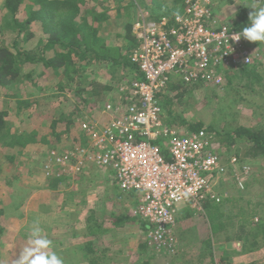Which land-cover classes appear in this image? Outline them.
Instances as JSON below:
<instances>
[{"label": "built area", "instance_id": "built-area-1", "mask_svg": "<svg viewBox=\"0 0 264 264\" xmlns=\"http://www.w3.org/2000/svg\"><path fill=\"white\" fill-rule=\"evenodd\" d=\"M218 2L182 0L181 13L158 21L142 13L132 25L138 45L129 56L140 78L120 87L128 102L105 104L107 122L83 121L84 142L50 149L42 163L51 179L75 177L87 166L111 170L122 192L137 194L132 215L146 225L144 240L167 256L177 252L173 229L179 208L202 212L205 200L223 199L217 189L222 181L229 178L242 191L251 172L235 155H224V161L204 130L181 132L165 125L159 100L172 83L220 88L226 71L262 61L264 49L243 38L232 40L238 30L214 13Z\"/></svg>", "mask_w": 264, "mask_h": 264}, {"label": "trees", "instance_id": "trees-1", "mask_svg": "<svg viewBox=\"0 0 264 264\" xmlns=\"http://www.w3.org/2000/svg\"><path fill=\"white\" fill-rule=\"evenodd\" d=\"M218 6L214 9L216 14ZM124 7L123 0H0V89L4 92V99L13 101L15 106L13 110L7 107L0 110V140L6 135L12 138L10 146L21 149L39 140L48 146H58L61 137L72 130V121L64 120L62 115L54 116L55 110H51L54 114L50 111V115L39 110L50 98H63L68 102L69 94L76 102L71 115L78 111V106L85 110L91 105L96 109L107 103L123 105L128 102V93L119 90V82L129 79L126 81L129 85L132 80L140 78L137 67L129 58L138 45L132 34L134 21L127 19L116 36L117 44L110 45L103 34L112 16L109 13L117 17L123 9L130 7L138 10L137 19L142 13H147L151 20L158 21L162 17L181 13L183 6L182 0H129ZM250 12L248 5L240 9L231 27L239 31L248 23ZM42 80L44 83L41 85ZM224 80L230 87V95L237 98L235 103H249L252 95H259L264 89V77L259 70L251 68L226 71ZM195 88L172 83L159 95L164 124L178 131L183 128L184 132L204 130L215 151L222 153L224 161V155L230 153H223L225 144L227 150L231 146L236 147L234 154L229 155H235L242 163L251 164L250 160L259 159L264 161V128L237 126L223 133L220 125L211 123L204 126L200 121L186 120L179 113L178 107L192 95ZM240 89L245 95L248 94V98L241 94ZM31 108L36 111L33 115L43 119V123L29 130L23 128L19 133H11V118L15 117L20 123L21 111L30 113ZM214 110H218L216 115L223 112L220 108ZM8 160L12 162L13 158L9 157ZM259 176L258 170L256 173L251 171L244 190H236L243 193L252 189ZM65 178H52L53 190ZM224 184L235 188L231 179L227 178L217 189ZM243 197L240 195L239 199ZM224 202L232 201L224 199L217 204L210 200L203 202V216L213 227L212 234L222 229L221 207ZM244 204V208L240 207L231 217L238 222L233 239L240 242L243 252H251L264 246V203L246 199ZM186 217L191 218L192 212ZM254 217H257V222L252 221ZM92 220L95 222L93 225L90 223ZM139 223V228L146 231V225L141 221ZM87 224L85 230L89 236L104 231L101 221L96 224V220L89 217ZM4 230L0 219V236ZM226 239L230 240V237ZM87 262L104 264L105 261L99 257L97 260L87 259Z\"/></svg>", "mask_w": 264, "mask_h": 264}, {"label": "rangeland", "instance_id": "rangeland-1", "mask_svg": "<svg viewBox=\"0 0 264 264\" xmlns=\"http://www.w3.org/2000/svg\"><path fill=\"white\" fill-rule=\"evenodd\" d=\"M128 1L129 0H123V5H125V7ZM252 3L255 2H251L250 0H219L217 4V6L219 5L217 8V15L223 22L231 24L234 21L236 13ZM109 14L112 16L103 34L105 40L112 45L115 43L117 44L116 36L120 33L126 20L135 21L139 12L136 8L133 9L128 7L123 9L121 14L117 17H115L112 12ZM251 44L256 46L260 51L264 49V43ZM259 66V73L264 77V56ZM127 80L122 79L119 85L121 84V87H126ZM124 82H126V84ZM43 83V80L40 81L41 85ZM237 85L240 86V84ZM20 88L22 89V85H20ZM240 92L243 96L245 95L243 89H240ZM230 93V87L228 88L225 82L220 88L197 87L194 89L192 95L181 103L178 107V111L186 120H192L193 122L200 121L204 126H208L211 123L220 125L219 127H221V129L223 128V130H221L223 133L237 126H256L258 128H264V89L259 95H252L249 99V103H235L237 98L234 97L233 94L230 95ZM67 97L69 99L68 102L63 98H50L39 108L44 114L49 115L51 110H55V114L51 111L54 116L57 117L62 115L64 120L72 121V130L61 137V142L58 146L55 144L48 146L43 144L44 140H42L43 143L39 140L38 143L27 145L26 148L21 149L18 146H10L12 138L6 135L5 137L2 136L4 138L0 140V211H2L0 219L3 221L5 227L4 234L0 236V264H12L18 252L24 247L27 233L34 223H38L47 237L53 241V250L62 258L63 264H88L87 259H93L92 257L89 258L87 255H84L83 251L79 248L75 249L73 252L69 249L74 246L78 247V245H80L79 242L84 241L83 239L86 236L87 231L84 229L88 224L87 222L85 223L84 216L88 215V213L85 209L88 206L93 207L95 210L97 207L98 209L101 207L99 210L102 212L101 216H103L107 213L106 209L111 203H107L108 207H106L107 204L104 203L102 207L101 203L96 199L101 200L100 195L104 193L103 190L99 192L98 189L91 187V185L87 183V178H85L84 181H79V179L76 180L75 177H66L64 181L59 183L57 188L53 190L51 178H46L42 171V163L48 150L57 147H60L57 150H61L65 146L68 147L71 146V144H80L84 142L80 139L79 135L80 124L83 121H96L100 123V116H103L101 118L108 116L102 115L104 105L96 109H93L91 105L85 110H81L78 106V111L71 115L73 104L75 105L76 102H74L75 100L69 94ZM244 97L248 98V94L246 93ZM6 107L10 110L15 108L13 101H9L8 99L6 101L4 99V92L0 89V110ZM215 108L222 109L223 112L221 115H216L218 110L215 111ZM30 111V113H27L28 111L25 113L21 111L20 123L15 117L11 118V133H19L23 128L29 130L43 123V119L33 115L36 113L35 109L31 108ZM29 114H31V116H28ZM68 115L69 117H67ZM44 121L47 124V121ZM179 131L184 132L185 130L180 128ZM161 143L162 142H159L158 146H160ZM227 149L225 144L223 153H228L230 151L229 154H234L236 147L231 146L229 147L230 150ZM9 157L13 158L12 162H9ZM250 163L251 164L248 162L252 173H256L257 170L260 173L252 189L239 193L235 188L224 184L222 188L218 190L223 197L222 201H224V199H231L234 203H223L221 207L223 217L221 219L222 224H220L222 229L220 228V230H217L219 231L217 234H212L213 227L209 226L205 217L200 215L192 216L186 223L179 226L178 238L187 241L188 252L192 253L191 256L197 255L200 251H207V245H210V249L212 250L211 264H228L227 259L232 257L233 253L237 252L236 250L241 252L242 245L238 240L235 238L233 239L237 231L238 222L235 218L231 217L236 215L240 207L244 208L246 199H252L254 203H264V161L260 159L254 161L250 160ZM104 171L107 172L108 176L112 177V171ZM78 182L80 183L78 184ZM87 187L90 189L89 191H86ZM78 191H81L79 197L77 195ZM96 192L98 194H96ZM91 195H95V200L92 201V204H90L92 199L88 201V197H91ZM240 195L244 196L241 200L239 199ZM64 196L68 199L66 204L71 200V205L69 204V206L73 207L66 208L63 211V208L60 209L62 205L60 202ZM114 200L115 204L121 208L120 210H122V208L125 210L128 209L127 202L124 201V199L117 200L115 197ZM127 211L129 210L125 212ZM256 218L257 217H254V219ZM103 219H105V216ZM128 225L127 228L130 229L132 235H134L133 242L135 243V240L136 242L139 240L143 241L144 234L139 228V225L133 223ZM74 235L76 238H72L74 239V243H71V237H74ZM226 237H230V240H227ZM199 238H201L202 241L203 239L205 240V247L203 249H199L203 247L202 244L197 243L199 242ZM206 238L208 240H206ZM76 240L78 241L75 242ZM119 240V243H116L115 246V258L112 260L109 259V261L105 260L104 264H141L139 256L136 255L138 251L136 250V246L131 247L128 243H124V239L121 238V235ZM237 243L240 244V247H237ZM220 244L222 247L221 249L219 248ZM120 249H122L121 251L128 252L125 254H123L124 252L117 253ZM258 252H260V256L256 258V263L264 264V246L261 247ZM143 254H148L149 264L154 262L157 263L162 260V257L152 255L150 249H146ZM225 255L227 257H225ZM94 259L97 260L98 258Z\"/></svg>", "mask_w": 264, "mask_h": 264}, {"label": "crops", "instance_id": "crops-1", "mask_svg": "<svg viewBox=\"0 0 264 264\" xmlns=\"http://www.w3.org/2000/svg\"><path fill=\"white\" fill-rule=\"evenodd\" d=\"M250 68L252 70L258 71L260 66L256 65V66H253ZM101 117H103V116H100V118H99L101 123L107 122L109 119L108 117H105V116H104V118H101ZM104 170L109 171V169H99V168H96L93 166H87L86 168H84V170L79 175L75 176L76 180L79 179V181H84V179L87 178V183H89V185H91V187H93L94 189H98L99 192L103 190L104 193L102 195H100L102 201L100 199H96L99 203H101L102 207L104 206V203L107 204L108 202H110L111 205H109V207H108V204L106 205V207H108L106 209L107 213L103 216H101L102 212L99 210L101 207L99 209L97 207L98 210L97 209L95 210V209H93V207H89V206L85 209V211L88 213V215L84 216L85 223L88 221L89 217L96 220V224L99 221H101L102 229H104V231L102 233L95 235V236H89L86 233V236L83 239L84 241H80L79 242L80 245H78V247L74 246L71 249H69V250H71V252H73L75 249L79 248L80 250L83 251L84 255H87V257H89V258L90 257H92V258L101 257V258H104V261L105 260L109 261V259L112 260L113 258H115V246H116V243H119V241H120L119 238L121 235V238L124 239V243L125 242L128 243L129 246H131V247L136 246V250H138L136 255L139 256V258L141 260V264H144V263L149 264L148 257H147L148 254L147 255L143 254V252L146 249H150V251H152V255H157V256L162 257V260L160 259L161 260L160 262H157V263L154 262V263H150V264H211L212 263V261H211V255H212L211 251L212 250L210 249V245H207V251L206 250H204L203 252L200 251L197 255L191 256L192 253L188 252L187 241H185L184 239L178 238L179 237L178 236L179 226L182 225L183 223H186L187 220L190 219V218L186 217L187 214L192 212L193 217L196 215H200V216L204 215L203 211L197 212L194 209H191L187 206L179 208L177 216H176V223H175V226L173 229V235L177 241V252L175 255L167 256V255H163L160 253H156L154 251L152 245L150 243H147L144 239H143V241L139 240L137 242L135 240V243H134L133 242L134 235H132L130 229H128L127 227L129 226L128 224H130V223L140 225V223H139L140 220L137 217L132 215V211L138 205L137 194L122 192L114 182V174L112 175V177H110L107 175V172ZM90 176H91V178H90ZM79 183L80 182H78V184ZM77 188H78V186H77ZM89 190L90 189L87 187L86 191H89ZM80 192L81 191H78V193H77L78 197L80 196ZM96 194H98V193L96 192ZM94 197H95V195H91V197H88V201H90L92 199L90 204H92L93 203L92 201L95 200ZM115 197L117 200L124 199V201L127 202L128 209H126V210H129V211H127L128 213L125 212L126 210L124 208H122V210H120L121 208L117 204H115V200H114ZM67 201H68V199H66L65 196L61 199L60 204H62V205L60 206V209L63 208L62 209L63 211L66 208H72L73 207V206H69L71 200H70V202H68L66 204ZM74 208H76V207H74ZM104 216H105V219H103ZM131 218H135L136 220H131ZM90 223L93 225L95 222H93V220H92V221H90ZM141 231L144 233V231L142 229H141ZM72 238H76V236L74 235V237H71L70 242L74 243V239H72ZM198 240H199V242H197V243L202 244V246H203L199 249H203L205 247V245H204L205 240L203 239V241H202L201 238H199ZM206 240H208V239L206 238ZM77 241L78 240H76L75 242H77ZM207 242H209V241H207ZM106 245H108V246H106ZM219 248L220 249L222 248L221 244H220ZM86 249H88V251H86ZM260 249L254 250V251L252 250L251 252H243L242 250L240 252L239 250L235 249L237 252H234L233 256L227 259V262H228V264H255L256 260H257L256 258L260 256L259 255L260 252H258ZM121 250L122 249L117 251V253H123L124 252ZM127 252L128 251H125L123 254H125ZM141 252H142V254H141ZM225 257H227V256L225 255ZM157 261H159V260H157Z\"/></svg>", "mask_w": 264, "mask_h": 264}, {"label": "clouds", "instance_id": "clouds-1", "mask_svg": "<svg viewBox=\"0 0 264 264\" xmlns=\"http://www.w3.org/2000/svg\"><path fill=\"white\" fill-rule=\"evenodd\" d=\"M251 12L248 23L232 35L233 41L243 38L251 43H264V0L249 5ZM53 241L44 233L38 223L31 225L24 247L18 252L12 264H63L53 250Z\"/></svg>", "mask_w": 264, "mask_h": 264}]
</instances>
